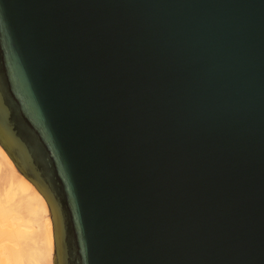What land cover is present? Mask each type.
Wrapping results in <instances>:
<instances>
[{
    "label": "water",
    "instance_id": "1",
    "mask_svg": "<svg viewBox=\"0 0 264 264\" xmlns=\"http://www.w3.org/2000/svg\"><path fill=\"white\" fill-rule=\"evenodd\" d=\"M0 145L54 264H264V0H0Z\"/></svg>",
    "mask_w": 264,
    "mask_h": 264
},
{
    "label": "bare ground",
    "instance_id": "2",
    "mask_svg": "<svg viewBox=\"0 0 264 264\" xmlns=\"http://www.w3.org/2000/svg\"><path fill=\"white\" fill-rule=\"evenodd\" d=\"M51 210L0 145V264H54Z\"/></svg>",
    "mask_w": 264,
    "mask_h": 264
}]
</instances>
